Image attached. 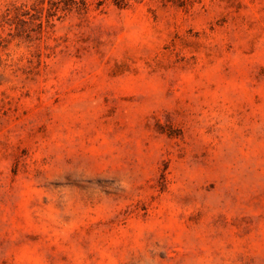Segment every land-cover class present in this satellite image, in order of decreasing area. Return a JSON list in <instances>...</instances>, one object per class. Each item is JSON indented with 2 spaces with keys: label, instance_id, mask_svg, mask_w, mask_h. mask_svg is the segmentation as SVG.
Segmentation results:
<instances>
[{
  "label": "rangeland",
  "instance_id": "1",
  "mask_svg": "<svg viewBox=\"0 0 264 264\" xmlns=\"http://www.w3.org/2000/svg\"><path fill=\"white\" fill-rule=\"evenodd\" d=\"M0 264H264V0H0Z\"/></svg>",
  "mask_w": 264,
  "mask_h": 264
}]
</instances>
